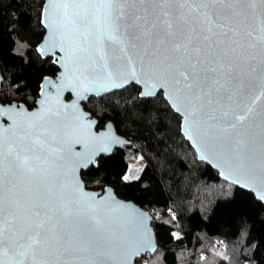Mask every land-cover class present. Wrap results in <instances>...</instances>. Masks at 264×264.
I'll list each match as a JSON object with an SVG mask.
<instances>
[{
  "label": "snow or ice",
  "instance_id": "snow-or-ice-1",
  "mask_svg": "<svg viewBox=\"0 0 264 264\" xmlns=\"http://www.w3.org/2000/svg\"><path fill=\"white\" fill-rule=\"evenodd\" d=\"M48 9L50 39L38 51L62 53L58 92L83 98L133 81L142 97L163 89L185 135L218 148L216 166L264 200V0H49ZM68 107L62 118L47 101L33 113L0 106L12 122L0 126V264H101L107 255L106 221L123 205L96 200L74 175L61 179L65 157L54 145L91 127L82 114L68 120ZM143 243L134 237L118 264H131Z\"/></svg>",
  "mask_w": 264,
  "mask_h": 264
},
{
  "label": "trees",
  "instance_id": "trees-1",
  "mask_svg": "<svg viewBox=\"0 0 264 264\" xmlns=\"http://www.w3.org/2000/svg\"><path fill=\"white\" fill-rule=\"evenodd\" d=\"M43 2L0 0L1 104L31 109L41 81L58 72L35 50L44 35ZM139 92L131 85L84 104L97 129L111 122L130 144L81 172L86 189L111 187L150 213L157 247L135 264H264V204L198 161L161 93L141 99ZM140 156L139 177L126 181L130 160Z\"/></svg>",
  "mask_w": 264,
  "mask_h": 264
},
{
  "label": "water",
  "instance_id": "water-1",
  "mask_svg": "<svg viewBox=\"0 0 264 264\" xmlns=\"http://www.w3.org/2000/svg\"><path fill=\"white\" fill-rule=\"evenodd\" d=\"M48 4L49 0H44L41 13H40V25L44 29L43 40L37 45L36 52L41 59L51 58L53 60L54 66L57 68V73L54 77L47 78L45 77L40 84L39 97L35 102V106L31 109H27L23 104H17L11 102L9 104H1L2 107H12L15 106L17 110L23 108L27 113L37 112L42 107V102L47 101L48 106L51 108L53 113L59 112L61 117H64L65 108L64 105H68V120L74 122V116L82 114L84 117V123H90L91 127L85 130L83 127H77L73 130H70V134L67 137L63 138L62 143H57L54 146L62 150V153L65 157L64 167L62 169L63 176L69 180L74 178L79 182L83 187L85 193L91 194L95 197L96 200H107L112 198L116 204L123 205L122 208H117L114 212H111L106 221V230L103 233L105 238L109 243L108 247L105 248L107 252L106 256L99 257L101 264H118L121 255V249L131 243L134 237L140 238L143 240V246L141 247L139 253L131 258V264H135V260L145 255H152L156 250V240L154 229L151 227L152 218L150 213L144 209L140 208L133 201H126L122 198H118L114 192V189L111 187H105V189H86L83 179L81 178V172L86 171L90 166H92L98 158L102 156H108L118 147L129 146L128 143L121 135L116 133L113 123L106 122V125L97 129L98 123L96 118H92L91 114L88 113L84 108V104L94 98H102L106 95H110L119 91L126 90L127 87L133 85L140 89L139 98L148 99L153 97H142L141 91L143 90L142 85L135 84V82H129L122 88H112L110 90H101L97 92H85L83 93V98H78L76 92L71 88L64 86L61 91L58 92V89L61 88L62 82H64L65 69L62 66V53L59 48L55 50H47L42 54L38 49L45 48L49 43L50 39V30L45 27V23L48 19ZM66 83V82H65ZM2 84V77L0 72V86ZM162 94L163 99L165 100L166 92L163 89L157 90V95ZM166 101V100H165ZM169 108H171L181 119V134L186 141L189 142L190 147L195 151L198 161L203 162L210 166L215 172H218L219 178L236 188H240L245 192L252 193L254 198L259 203L264 204V200L260 199L259 187L256 186V189L249 187H242V184L247 183L246 178L240 176L238 173L232 171L227 165H221L217 167L218 157L216 153L219 152L218 148H211L210 146H205L201 141L195 137L189 138L185 135L183 128V117L178 113L174 107L168 103ZM76 105V111L74 112L71 108V105ZM53 120L57 117H51ZM11 121L8 120L7 116H0V126L3 128H8L11 125ZM6 135L12 137L13 133H6ZM80 142H77V141ZM195 140V142H194ZM202 150L203 154L207 155L209 159H202ZM87 154H91L90 160H84V157ZM78 161H84L82 166H76L75 172L73 174L72 168ZM236 180H240V183H236ZM114 232V235H113Z\"/></svg>",
  "mask_w": 264,
  "mask_h": 264
},
{
  "label": "rangeland",
  "instance_id": "rangeland-1",
  "mask_svg": "<svg viewBox=\"0 0 264 264\" xmlns=\"http://www.w3.org/2000/svg\"><path fill=\"white\" fill-rule=\"evenodd\" d=\"M130 170L126 173V175H124L125 177H127V179H124L126 181H130L132 179H137L141 172L142 167L144 166V160L143 158L140 156L139 158L136 159H131L130 160Z\"/></svg>",
  "mask_w": 264,
  "mask_h": 264
}]
</instances>
